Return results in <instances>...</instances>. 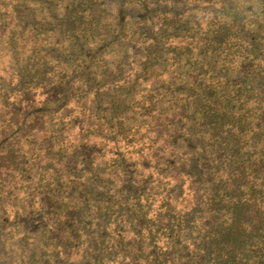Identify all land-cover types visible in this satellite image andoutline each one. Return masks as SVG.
<instances>
[{
    "label": "trees",
    "instance_id": "1",
    "mask_svg": "<svg viewBox=\"0 0 264 264\" xmlns=\"http://www.w3.org/2000/svg\"><path fill=\"white\" fill-rule=\"evenodd\" d=\"M0 264H264V0H0Z\"/></svg>",
    "mask_w": 264,
    "mask_h": 264
}]
</instances>
